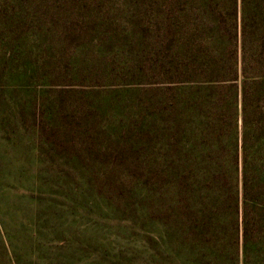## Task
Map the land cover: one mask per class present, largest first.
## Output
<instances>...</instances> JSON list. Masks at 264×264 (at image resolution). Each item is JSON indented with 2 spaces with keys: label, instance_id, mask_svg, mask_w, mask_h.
Segmentation results:
<instances>
[{
  "label": "rangeland",
  "instance_id": "374dc122",
  "mask_svg": "<svg viewBox=\"0 0 264 264\" xmlns=\"http://www.w3.org/2000/svg\"><path fill=\"white\" fill-rule=\"evenodd\" d=\"M182 15L0 0V264H188Z\"/></svg>",
  "mask_w": 264,
  "mask_h": 264
},
{
  "label": "trees",
  "instance_id": "16d2710c",
  "mask_svg": "<svg viewBox=\"0 0 264 264\" xmlns=\"http://www.w3.org/2000/svg\"><path fill=\"white\" fill-rule=\"evenodd\" d=\"M177 4L185 28L170 85L184 84L186 261L264 264V0Z\"/></svg>",
  "mask_w": 264,
  "mask_h": 264
}]
</instances>
